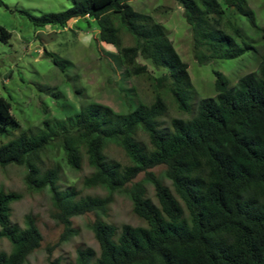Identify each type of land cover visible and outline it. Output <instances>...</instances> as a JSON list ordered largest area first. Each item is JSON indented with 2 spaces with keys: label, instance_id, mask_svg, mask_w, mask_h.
Here are the masks:
<instances>
[{
  "label": "trees",
  "instance_id": "obj_1",
  "mask_svg": "<svg viewBox=\"0 0 264 264\" xmlns=\"http://www.w3.org/2000/svg\"><path fill=\"white\" fill-rule=\"evenodd\" d=\"M129 1L71 0L66 10L39 16L22 10L35 26L94 18L100 39L116 49L128 75L148 83L151 100L137 94L125 113L85 102L65 118L48 117L26 129L12 103L0 96V169L24 166L28 188L49 190L56 216L65 224L64 239L75 231L72 217L99 210L107 215L115 193L130 198L142 223L117 226L99 216L92 226L99 250L79 247L71 264H264V58L258 71L241 77L236 87L215 71L217 95L200 99L195 108L188 63L166 27ZM177 1L184 6L200 63L254 48L232 16L244 15L256 25L247 0H223L225 6L219 0ZM259 29L264 40V25ZM1 32L4 40L11 37L4 27ZM44 54L64 67L53 53ZM139 56L165 71L153 74ZM171 110L181 116H170ZM55 142L70 168H91L83 185L105 189L106 196L81 195L76 186L65 185L62 164L54 159L49 164L45 157ZM109 147L123 158L110 155ZM160 164L170 184L149 170ZM142 171L144 178L133 182ZM22 196L0 188V239L12 244L11 251L0 250V264H26L43 240L31 214L23 225L12 220V204Z\"/></svg>",
  "mask_w": 264,
  "mask_h": 264
},
{
  "label": "rangeland",
  "instance_id": "obj_2",
  "mask_svg": "<svg viewBox=\"0 0 264 264\" xmlns=\"http://www.w3.org/2000/svg\"><path fill=\"white\" fill-rule=\"evenodd\" d=\"M219 1L224 5L223 0ZM247 1L255 13L256 25L244 15L232 13V16L244 27L248 34L247 42L254 48L235 58H215L205 63L195 58L191 26L180 2L129 1L136 11L152 15L166 27L176 50L188 63L196 91V97L192 99L195 108L200 99L217 95L215 71L224 73L230 86L236 87L241 77L259 69L264 58V40L259 29L264 25V0ZM71 5V0H0V96L12 103L13 114L26 129L41 126L48 117L65 118L85 102L109 105L125 113L130 110L128 103L137 102L138 96L151 100L148 83L142 78L128 75L116 55V49L100 39V27L94 18L79 17L72 19L66 26H35L29 16L22 12L28 10L39 16L64 11ZM1 27L11 33L7 40L1 37ZM45 51L63 60L64 67L55 63L54 56H46ZM138 60L147 64L155 75L165 71L157 68L150 59L139 56ZM76 89H81V92ZM170 116L181 115L171 110ZM170 116L164 120L168 122ZM182 116L186 118L188 114ZM108 151L114 157L123 158L116 147H109ZM45 157L49 164L53 159L62 164V177L66 186H76L81 195H107L105 189L83 185V178L91 172V168L87 165L80 171L70 168L58 142L47 150ZM165 168V165L160 164L149 170L170 184L163 175ZM25 173V167L18 165L0 169V188L23 194L20 200L12 204V220L23 225L25 216L31 214L43 235L40 247L28 256L26 264H71L76 260L79 247L99 250L92 229L99 216L117 226L142 223L134 214L127 194L115 193L106 210L107 215L99 210V213L91 211L72 217L71 226L75 231L68 239H64L65 224L56 216L57 209L51 193L47 189L28 188L24 181ZM144 176L145 172H140L133 182ZM147 187L149 195L155 199L153 186L148 184ZM11 249L12 244L7 238L0 239V250Z\"/></svg>",
  "mask_w": 264,
  "mask_h": 264
}]
</instances>
